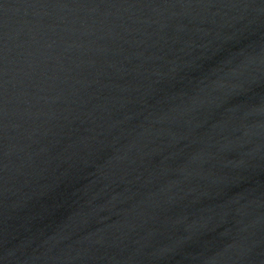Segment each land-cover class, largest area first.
<instances>
[{
    "label": "water",
    "instance_id": "95a60500",
    "mask_svg": "<svg viewBox=\"0 0 264 264\" xmlns=\"http://www.w3.org/2000/svg\"><path fill=\"white\" fill-rule=\"evenodd\" d=\"M0 264H264V0H0Z\"/></svg>",
    "mask_w": 264,
    "mask_h": 264
}]
</instances>
